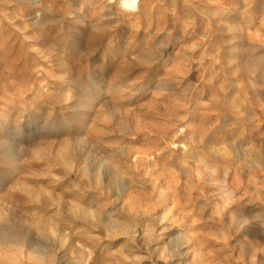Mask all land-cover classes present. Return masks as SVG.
Listing matches in <instances>:
<instances>
[{"label":"rangeland","instance_id":"obj_1","mask_svg":"<svg viewBox=\"0 0 264 264\" xmlns=\"http://www.w3.org/2000/svg\"><path fill=\"white\" fill-rule=\"evenodd\" d=\"M0 0V264H264V0Z\"/></svg>","mask_w":264,"mask_h":264},{"label":"bare ground","instance_id":"obj_2","mask_svg":"<svg viewBox=\"0 0 264 264\" xmlns=\"http://www.w3.org/2000/svg\"><path fill=\"white\" fill-rule=\"evenodd\" d=\"M123 1H124V4L127 3V2H129V1H125V0H123Z\"/></svg>","mask_w":264,"mask_h":264}]
</instances>
